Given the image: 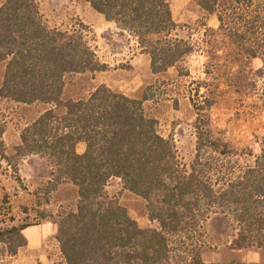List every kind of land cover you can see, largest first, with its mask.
I'll list each match as a JSON object with an SVG mask.
<instances>
[{
    "label": "trees",
    "instance_id": "trees-1",
    "mask_svg": "<svg viewBox=\"0 0 264 264\" xmlns=\"http://www.w3.org/2000/svg\"><path fill=\"white\" fill-rule=\"evenodd\" d=\"M85 2L134 40L149 58L152 74L203 49L209 59L203 75L211 79L198 82L190 97L196 142L185 165L173 140L162 137L157 121L145 113L146 96L136 100L100 87L84 100L62 102L67 76L106 70L85 26L51 27L37 0H4L0 100L47 107L21 130L12 159L44 157L52 167L46 193L62 184L77 192L75 210L43 218L56 226L62 264H215L201 259L202 229L212 217L229 220L233 245L256 248L264 264V131L257 156L239 154L214 137L209 115L219 89L236 95L257 90V72L249 63H264V0H197L206 15L216 17L217 28L205 31L196 47L173 36L176 25L167 0ZM261 101L254 106L262 108ZM79 144L82 154L76 152ZM244 157L251 160L243 162ZM113 179L144 201L149 228H139L108 197L105 189ZM27 227L0 221V264H9L2 258L11 260L26 247L22 232Z\"/></svg>",
    "mask_w": 264,
    "mask_h": 264
},
{
    "label": "rangeland",
    "instance_id": "rangeland-1",
    "mask_svg": "<svg viewBox=\"0 0 264 264\" xmlns=\"http://www.w3.org/2000/svg\"><path fill=\"white\" fill-rule=\"evenodd\" d=\"M37 1L41 14L51 27L69 30L78 24L85 26L91 46L100 63L106 66L103 72L67 76L62 102L84 100L100 87L136 100L146 96L143 102L145 113L157 121L162 137L173 140L178 158L188 165L193 159L196 142L193 129L196 114L190 97L194 95L198 82L211 79L203 75L204 66L209 61L205 51L196 49L178 66L154 75L150 71L148 57L134 59L140 54L134 40L127 39L113 25L111 27L85 0ZM167 1L176 25L174 37L189 40L196 47L204 39L205 31L217 28L216 17L206 15L197 6V0ZM3 2L0 0V5ZM249 67L257 72V90L248 95L233 94L228 88L216 91V102L209 113L210 128L215 138L228 143L237 153L250 152L257 156L264 131V105L260 108L254 104L258 100L264 103V63L261 59H254ZM180 72H187L188 76H180ZM45 109L47 107L41 105L28 107L0 100V131L5 148L4 157L0 156V221L11 220L14 225L28 226L23 235L30 241V247L20 249L11 260L2 258L3 263H63L56 240V226L47 221V217L55 216L60 210H75L76 189L71 184H62L48 194L47 183L52 167L44 157L31 155L20 160L12 159L17 147L14 145L16 138L20 145L17 136ZM62 112L57 111L58 114ZM81 150L82 146L77 145L76 152ZM250 160L243 158V162ZM105 190L139 228L150 227L144 201L124 190L119 180L109 181ZM202 234L206 246L201 259L206 263L262 262V254L256 248L238 249L233 245V226L227 219L210 218L204 224Z\"/></svg>",
    "mask_w": 264,
    "mask_h": 264
},
{
    "label": "crops",
    "instance_id": "crops-1",
    "mask_svg": "<svg viewBox=\"0 0 264 264\" xmlns=\"http://www.w3.org/2000/svg\"><path fill=\"white\" fill-rule=\"evenodd\" d=\"M108 23V22H107ZM110 26L111 25H113L112 23H108ZM112 27V26H111ZM113 27L115 28V26L113 25ZM116 29V28H115ZM117 30V29H116ZM118 31V30H117ZM123 35H125V37L127 38V39H132V38H130L127 34H123ZM132 42H133V40H132ZM135 45H136V47H137V44L135 43V42H133ZM144 57H147L146 55H144V54H137L136 55V57H134V59H137V58H144ZM3 75H4V65L3 64H0V87H1V84H2V81H3ZM32 106V105H31ZM29 107V106H28ZM35 120V119H34ZM32 122V121H31ZM17 137H19V136H17ZM15 146H18L19 145V141H18V139L16 138V143L14 144ZM80 145V147L82 146V149L84 150V145L83 144H79ZM78 145V146H79ZM83 150H81V152L80 153H78V154H82L83 153ZM25 232V229L23 230V232H22V234ZM26 233V232H25ZM26 235H28V234H26ZM24 236V235H23ZM24 238L26 239V242H27V244H26V247H30V241H29V238H28V236H24ZM25 248V247H24Z\"/></svg>",
    "mask_w": 264,
    "mask_h": 264
}]
</instances>
